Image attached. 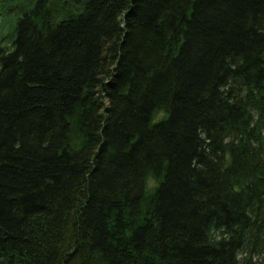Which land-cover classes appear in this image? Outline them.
<instances>
[{
  "label": "trees",
  "instance_id": "trees-1",
  "mask_svg": "<svg viewBox=\"0 0 264 264\" xmlns=\"http://www.w3.org/2000/svg\"><path fill=\"white\" fill-rule=\"evenodd\" d=\"M0 264H264V0H0Z\"/></svg>",
  "mask_w": 264,
  "mask_h": 264
},
{
  "label": "rangeland",
  "instance_id": "rangeland-1",
  "mask_svg": "<svg viewBox=\"0 0 264 264\" xmlns=\"http://www.w3.org/2000/svg\"><path fill=\"white\" fill-rule=\"evenodd\" d=\"M154 184H155V181L150 179V181H149V184H148V185H149V187H153V186H154Z\"/></svg>",
  "mask_w": 264,
  "mask_h": 264
}]
</instances>
